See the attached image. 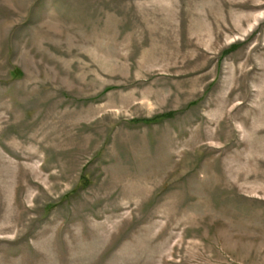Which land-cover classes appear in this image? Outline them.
<instances>
[{"label":"rangeland","instance_id":"1","mask_svg":"<svg viewBox=\"0 0 264 264\" xmlns=\"http://www.w3.org/2000/svg\"><path fill=\"white\" fill-rule=\"evenodd\" d=\"M0 264H264V0H0Z\"/></svg>","mask_w":264,"mask_h":264},{"label":"trees","instance_id":"2","mask_svg":"<svg viewBox=\"0 0 264 264\" xmlns=\"http://www.w3.org/2000/svg\"><path fill=\"white\" fill-rule=\"evenodd\" d=\"M14 74L17 75L19 74L18 72H16V70H14ZM150 120V119H149ZM149 120H145V122H149Z\"/></svg>","mask_w":264,"mask_h":264}]
</instances>
